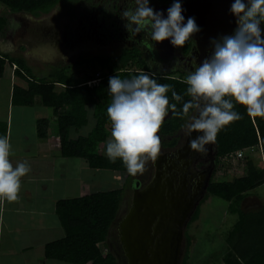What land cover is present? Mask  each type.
I'll use <instances>...</instances> for the list:
<instances>
[{
	"label": "trees",
	"instance_id": "obj_1",
	"mask_svg": "<svg viewBox=\"0 0 264 264\" xmlns=\"http://www.w3.org/2000/svg\"><path fill=\"white\" fill-rule=\"evenodd\" d=\"M76 1L0 0V3L11 12L39 17L49 14L61 3L72 9ZM157 1L164 5L174 2ZM7 24L6 17L0 16V35L4 33ZM192 46L193 42L189 40L183 49L189 52ZM88 63L92 74L89 76L85 70L80 71L85 76L83 81L79 80L82 74H69L75 66L83 69ZM7 66H15L14 75L25 83V87L14 86L13 106L32 107L38 97L45 107L53 109L61 156L83 159L93 170L125 175L120 189L93 191L85 196L57 203L56 213L65 235L61 240L46 245V258L68 264H120L115 251L109 249L111 232L117 225L121 206L127 194H131L136 178L128 173L122 160L113 162L106 155V145L111 136V122L107 116V107L111 102L109 78L118 75L121 79H131L140 73L151 74L158 83L171 86L167 93L170 103L176 104L177 113H182L183 103L191 100L187 95L188 85L185 82L188 74L180 71L155 74L138 49H125L116 56H99L93 59L81 56L74 65L52 66V72L44 78H36L25 59L0 53V79ZM98 79L100 81L97 85L88 86V82ZM173 90L183 97L181 101L172 98ZM234 104V110L240 113L241 119L225 126L217 135L213 147L215 169L205 195L230 203V213L237 216V221L226 238V251L218 264H264V206L256 212H246L242 208L249 193L264 185V117L253 119L244 106ZM91 115L94 119L91 132L87 136L71 138L73 131H80L89 124ZM187 119L182 115H174L169 109V115L158 133L164 148L172 149L179 144L178 134L185 128ZM50 127L49 119H39L36 122L38 138L47 139ZM1 130L0 135L6 136L7 127ZM255 149L261 150L262 167H258L250 156ZM238 153H242V157H238ZM232 160H242L245 163L243 176L231 181H214L218 169L227 166ZM198 215L197 207L187 228ZM184 236L187 252L185 250L181 264H187L190 247L187 231Z\"/></svg>",
	"mask_w": 264,
	"mask_h": 264
},
{
	"label": "clouds",
	"instance_id": "obj_2",
	"mask_svg": "<svg viewBox=\"0 0 264 264\" xmlns=\"http://www.w3.org/2000/svg\"><path fill=\"white\" fill-rule=\"evenodd\" d=\"M133 3V7L121 13V18L127 21L125 28L130 40L146 32L153 41L170 39L173 46L183 47L200 31L194 18H188L185 23L180 0H174L167 9V18L150 7L149 0H133ZM230 11L237 17L238 27L232 35L213 39L211 57L187 75V95L191 100L183 103L182 113H177L176 104L170 103L167 93L171 86L158 83L151 74L140 73L131 79H121L118 75L109 78L111 102L107 116L112 139L107 142L106 155L113 162L122 160L130 175L142 174L147 162L159 156L158 133L169 109L174 115L188 118L186 135L202 133L189 141L190 149L200 154H207L206 146L215 143L222 128L241 119L234 110V102L244 106L251 118L264 117V30L261 28L264 0H234ZM171 94L175 101L183 99L174 90ZM10 155L9 138L0 136V199L15 202L19 198L21 178L31 168L27 162L14 166Z\"/></svg>",
	"mask_w": 264,
	"mask_h": 264
},
{
	"label": "rangeland",
	"instance_id": "obj_3",
	"mask_svg": "<svg viewBox=\"0 0 264 264\" xmlns=\"http://www.w3.org/2000/svg\"><path fill=\"white\" fill-rule=\"evenodd\" d=\"M64 8L66 7L63 5H59L49 14L42 15L40 17L20 15L19 22H16V20L14 22L20 23L19 27L16 28L14 24L11 27V29L13 28V34L10 35L9 39L14 40L11 43V48L8 49V41L5 43V45L2 44L3 47L1 48V50L5 51V49H8L9 51L7 52L13 57H24L27 60V64L33 69V73L36 78L48 77L49 73L52 72V66H67L69 65V63L71 64L73 59L78 58L79 56H85L91 59L97 56H111L113 50L111 48L93 50L94 52H90L92 55L89 52H79L76 53L74 57L69 55V50H67L68 48H66L65 45H62V41L64 40L63 37L65 36V32L70 29L73 19L75 21L76 18H73L70 14L69 16H66L67 14H64V12L62 11ZM4 10L5 7L0 4V14L3 13ZM1 16L5 17V14H2ZM7 17L12 18L9 15H7ZM11 23L12 21L10 20V24ZM261 28L262 30H264V22H262ZM58 32L61 33L59 36H57ZM113 54L117 55L119 53L114 52ZM80 67L78 66L76 68L75 66V69L73 68V70H71L69 74L76 73L78 75L82 74L84 76L83 73H79L82 70H85V73L89 76L92 74L89 63L85 67H82L83 69H80ZM9 68L10 66L6 67V71L8 74H10V69L12 71H14L15 69V67H11L10 69ZM83 76H81V78L79 79L80 81L84 80ZM17 82L25 85L20 80H17ZM6 83L7 82L5 81V79H3L1 81V86L3 84V88H6ZM98 83L99 82L97 81V83L94 85L92 84V86H95ZM0 104L3 105L2 99L0 101ZM16 109H18V111ZM47 111L48 113L52 112V110H50L49 108L44 107L38 99L32 107L15 108L13 119L17 125H19V123H17L18 121L24 120L28 129L29 127L33 126V118H46ZM93 124L94 119L91 115L89 118V125L81 129L80 131L74 132H79V135L85 136L87 135L89 129ZM186 136L187 135L185 134V128H183V130L178 134L179 144H182L184 142ZM109 138L112 139L111 136ZM206 147L209 149V151L207 152V154H200L196 161V164L202 163L204 165H207L206 169L210 170L212 178L215 169L214 152L211 144L207 145ZM16 151L17 149L13 150V152L11 151V154H16ZM164 151L168 150L162 146L161 140L160 154ZM250 156H252L254 162L258 167L263 166L261 150L255 149L254 151H252ZM50 161L52 163V158ZM155 161L149 160L146 164L144 172L142 174L138 173L135 176L142 187H145L151 181L155 171ZM73 162H75V164L77 165L81 163L83 170H78V168H75L74 178H71L69 180V186H67L66 192L69 193L70 198L77 197L80 195V193H82L78 184V180L79 182H85V185L87 187L85 193H87L88 191L105 192L120 189L123 185L122 182L125 181V175H119V177H121V179H119V177L115 175L117 174L115 172L112 173L108 171H96L90 169L86 161L83 159H74ZM70 163L71 161H69V164ZM244 164L245 163L242 160H232V162H230V164H228L227 166H222L218 169L214 177V181H231L237 177L243 176ZM195 169L197 172L200 171L197 168ZM81 178H83L84 180H82ZM205 194L206 192L203 193L201 199L195 207V210L197 209V207L199 208V215L197 219L191 223L189 228L186 227L185 229V232L187 231L190 239L187 264H218L227 248L226 238L232 231L237 221V216L232 215L229 211L230 203L211 195L206 196ZM131 198L132 193H128L127 198L122 204L119 211L116 220L117 225H115L111 232L112 241H110L111 244L109 249L115 251L117 257H119L120 264H127V259L120 242V224L126 217L131 207ZM58 199L59 201L56 202L55 206H57L58 202L65 201V199L62 200L63 197L57 195L56 200ZM263 206L264 185L249 193L248 197L243 202L242 208L246 212H256L262 209ZM192 216L190 217V220ZM185 241L186 239L184 240V254L185 250L187 252V248L185 247L187 242L185 243Z\"/></svg>",
	"mask_w": 264,
	"mask_h": 264
},
{
	"label": "water",
	"instance_id": "obj_4",
	"mask_svg": "<svg viewBox=\"0 0 264 264\" xmlns=\"http://www.w3.org/2000/svg\"><path fill=\"white\" fill-rule=\"evenodd\" d=\"M180 2L185 23L191 17L200 28L190 39L193 46L188 56L199 66L213 54L211 41L234 34L238 27L237 17L230 11L234 0ZM172 4L158 6L155 11L163 12L167 18ZM154 47L163 61L181 55L176 54L179 47L173 46L170 39L154 41ZM198 135L202 133L193 132L182 144L159 154L154 176L146 187L141 189L140 183H135L131 207L120 224V242L127 264L182 263L185 229L211 179L209 169H195L200 153L190 149L189 141Z\"/></svg>",
	"mask_w": 264,
	"mask_h": 264
},
{
	"label": "crops",
	"instance_id": "obj_5",
	"mask_svg": "<svg viewBox=\"0 0 264 264\" xmlns=\"http://www.w3.org/2000/svg\"><path fill=\"white\" fill-rule=\"evenodd\" d=\"M59 5L66 7L62 11L67 14L66 16H69L70 7L62 3ZM2 14H5V17L7 15L12 17H7V20H9L8 24L4 33L0 35V53L9 54L7 52L9 50L2 51L1 48L3 47L2 44L5 45L8 41L11 43L14 41L9 39L10 35L13 34L12 25L14 24L18 28L20 23L14 22L15 20L19 22L20 15H32L11 12L6 7L0 16ZM10 20L12 21L11 24ZM60 34L58 32L57 36ZM65 43L66 40L62 41V45H65ZM15 58L25 59L24 57ZM3 79L7 82L5 84L6 88H3V84L1 86ZM17 80L20 79L14 75V71L11 69L10 74L5 70L4 76L0 79V101L2 99L3 102V105L0 104V131L2 133L1 129L7 127L6 136L10 140L11 151L13 152V150L17 149L16 154L10 155V161L13 165L27 162L31 171L21 178L22 186L17 201L8 202L5 199H0V264H68L48 259L45 256L46 245L61 240L65 235L56 213L55 205L59 201V199L56 200V197L58 195L63 197L62 200H69L90 194L91 191L85 193L87 190L85 182L80 181V183L78 180L82 193L77 197L70 198L69 193L66 192L69 180L74 178L75 168L83 170V167L81 163L79 165L75 164L73 162L74 159L61 156L60 139L56 135L55 129L57 122L52 108H49L52 112L48 113L47 111V115L50 116L46 115V119L50 120L51 125L47 139H41L37 136L36 122L39 120L38 118H33V126L28 129L24 120L18 121L19 125L14 122L15 108H29L15 107L12 104L14 86L25 87ZM38 99L40 100L37 97L35 102ZM16 110L18 111V109ZM93 126L94 124L87 135L91 132ZM72 133L71 138L83 136L79 135V132L73 131ZM51 158L53 160L52 163L50 161ZM69 161H71L70 164ZM115 175L119 177V174ZM81 179L84 180L83 178Z\"/></svg>",
	"mask_w": 264,
	"mask_h": 264
},
{
	"label": "flooded vegetation",
	"instance_id": "obj_6",
	"mask_svg": "<svg viewBox=\"0 0 264 264\" xmlns=\"http://www.w3.org/2000/svg\"><path fill=\"white\" fill-rule=\"evenodd\" d=\"M149 4L154 10L158 6L164 5L157 0H149ZM133 6V0H77L69 11V14L73 18L75 17L76 20L73 19L72 25L63 40H66L65 46L69 49V55L74 57L79 52L90 53L94 52L93 50L111 48L113 49L111 56H113L114 52L120 54L125 49H138L147 59L149 68L155 74L179 71L189 74L194 71L197 67L195 60H188L190 51L185 52L183 47H179L176 52V54L181 55L163 61L155 50L154 41L146 32H141L134 39H129L130 33L125 28L127 21L121 18V13L126 8ZM142 41H145V43H142ZM80 57L73 59L71 64L77 63ZM195 168L200 171L206 169L202 163L196 164ZM136 182H138L137 179ZM140 188L144 187L140 185ZM133 191L134 188L131 192L132 195Z\"/></svg>",
	"mask_w": 264,
	"mask_h": 264
},
{
	"label": "built area",
	"instance_id": "obj_7",
	"mask_svg": "<svg viewBox=\"0 0 264 264\" xmlns=\"http://www.w3.org/2000/svg\"><path fill=\"white\" fill-rule=\"evenodd\" d=\"M15 67V66H14ZM15 69H16V67H15ZM14 69V70H15ZM97 81L99 82L100 80L98 79V80H94V81H90V82H88L87 84H88V86H92V84L94 85V84H96L97 83ZM238 157H242V153H238Z\"/></svg>",
	"mask_w": 264,
	"mask_h": 264
}]
</instances>
